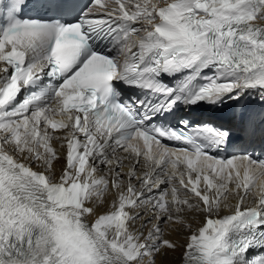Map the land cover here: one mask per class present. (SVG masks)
Listing matches in <instances>:
<instances>
[{"label":"snow or ice","instance_id":"6c2138e0","mask_svg":"<svg viewBox=\"0 0 264 264\" xmlns=\"http://www.w3.org/2000/svg\"><path fill=\"white\" fill-rule=\"evenodd\" d=\"M253 96L264 0H0V264H264V158L178 115Z\"/></svg>","mask_w":264,"mask_h":264},{"label":"bare ground","instance_id":"6f19581e","mask_svg":"<svg viewBox=\"0 0 264 264\" xmlns=\"http://www.w3.org/2000/svg\"><path fill=\"white\" fill-rule=\"evenodd\" d=\"M63 163H64V161L61 160L59 163L56 164L57 173H59ZM108 199H110V198H108ZM193 226L195 227L196 224L194 223ZM181 251H182V249H181ZM180 255H181V252L178 251L177 253H175L169 257V259L172 261V264H180Z\"/></svg>","mask_w":264,"mask_h":264}]
</instances>
